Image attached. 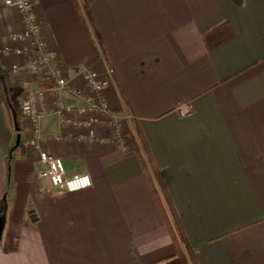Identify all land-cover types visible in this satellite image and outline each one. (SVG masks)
I'll return each instance as SVG.
<instances>
[{
  "label": "crops",
  "instance_id": "1",
  "mask_svg": "<svg viewBox=\"0 0 264 264\" xmlns=\"http://www.w3.org/2000/svg\"><path fill=\"white\" fill-rule=\"evenodd\" d=\"M3 1L0 264H182L135 154V125L197 264H264V0H81L119 89L71 0H32L58 59L50 72L81 93L36 99L42 138L33 146L15 94L49 90L54 80L40 87L10 72L19 59L3 48L22 23ZM89 70L109 88L110 116L87 128L69 115L73 123L62 125L59 107L91 95ZM40 152L60 158L68 176L88 174L92 186L53 189L36 174Z\"/></svg>",
  "mask_w": 264,
  "mask_h": 264
},
{
  "label": "built area",
  "instance_id": "2",
  "mask_svg": "<svg viewBox=\"0 0 264 264\" xmlns=\"http://www.w3.org/2000/svg\"><path fill=\"white\" fill-rule=\"evenodd\" d=\"M3 3L18 11L22 23V30L10 33L8 44L3 48L4 55L19 59L10 68V72L14 75L21 73L32 75L33 80L38 82L54 80L49 90H31L26 98L17 100L21 116L28 118L33 125V137L29 142L33 146L42 138L39 131L40 113L36 106V99H44L50 92L69 91L78 98L81 97V93L76 89L70 88L66 79L60 76L59 73L53 75L50 72L48 64L52 61L57 63L58 59L53 53L48 51L46 42L40 36L41 26L34 12L33 1L4 0ZM107 74L110 85L112 88H116L112 80V69L109 67H107ZM83 76L90 87L91 95L82 98L83 104L80 106L67 105L59 107L57 113L62 125L73 123L72 120L67 118L69 115L82 118L83 121L81 119L80 121H75L74 124L80 127L86 126L87 128H92L93 125L99 124L100 117L110 116L108 102L104 96L105 87L100 83L98 75L89 70L85 71ZM189 112L190 110L188 109L184 111V114ZM92 137V130L87 131V138ZM81 138L84 137L81 136L79 139L81 140ZM38 163L41 168L37 170V176L46 179L55 190L77 192L92 186V181L88 174L77 173L68 176L62 160L52 154L40 152Z\"/></svg>",
  "mask_w": 264,
  "mask_h": 264
},
{
  "label": "trees",
  "instance_id": "3",
  "mask_svg": "<svg viewBox=\"0 0 264 264\" xmlns=\"http://www.w3.org/2000/svg\"><path fill=\"white\" fill-rule=\"evenodd\" d=\"M73 7L78 14L79 19L81 22L86 26L89 34L92 36V41L95 42L98 45V49L102 55V58L104 62L108 65L110 69H112V78L116 84V86L119 89V85L117 82V78L115 76V72L112 68V66L109 63L108 55L105 52L104 46L101 42V38L99 36V33L97 29L95 28L93 18L91 16L90 10L88 5L81 4V0H71ZM3 75L7 76V73L3 72ZM45 83L48 82H39V86L42 87ZM22 92V91H21ZM121 98L124 102L123 95L120 91ZM15 106L13 107L15 113H20L18 105L16 103L17 99H19L20 96L22 98H26V95H22L19 91V93L15 94ZM17 98V99H16ZM125 103V102H124ZM126 107V104H125ZM9 108V107H8ZM127 108V107H126ZM13 129V128H12ZM14 131H17L13 129ZM134 148H135V154L139 159L140 165L145 173V176L150 183L152 192L154 194V197L157 201L160 214L164 218L167 226L168 231L172 237L173 243L176 246L177 254L182 262V264H197L193 250L191 246L189 245L185 233L183 231L181 222L178 218V215L174 209V206L172 204V201L169 197V194L167 192V189L165 188L164 182L161 178L160 173L158 172V169L153 161L152 155L150 153L149 147L147 145V142L145 140V137L142 135V133L139 131V128L135 125V140H134ZM9 166V164H8ZM6 203L3 202V211L5 209ZM1 215V212H0ZM3 216V214H2ZM1 216V217H2ZM1 241V240H0Z\"/></svg>",
  "mask_w": 264,
  "mask_h": 264
},
{
  "label": "rangeland",
  "instance_id": "4",
  "mask_svg": "<svg viewBox=\"0 0 264 264\" xmlns=\"http://www.w3.org/2000/svg\"><path fill=\"white\" fill-rule=\"evenodd\" d=\"M106 90L107 89H109L108 87H106L105 88ZM118 119H117V121H120V122H122L123 124H124V126L126 125V123H131V125H132V120H131V122H129L128 120H130L129 119V117H125V114L124 113H118V115H116V113H113ZM127 114V113H126ZM113 115V116H114ZM128 119V120H127ZM133 126V125H132Z\"/></svg>",
  "mask_w": 264,
  "mask_h": 264
}]
</instances>
